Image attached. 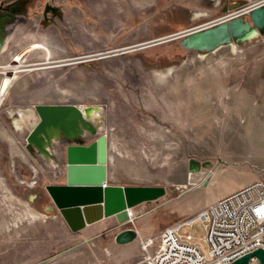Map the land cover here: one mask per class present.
<instances>
[{"label":"rangeland","instance_id":"1","mask_svg":"<svg viewBox=\"0 0 264 264\" xmlns=\"http://www.w3.org/2000/svg\"><path fill=\"white\" fill-rule=\"evenodd\" d=\"M239 1L262 0H0V17L16 8L10 20L0 19L3 30L12 32L5 50L0 48V264H149L145 258L156 254L164 227L195 215L214 193L252 178L247 171L258 152L240 145L238 109L226 124L237 130L223 133L229 113L208 118L206 108L214 105L204 102L208 88L192 84L223 78L225 54L233 44L264 45V29L206 54L185 51L179 38L170 40L236 13L232 6ZM46 4L57 11L46 17ZM161 73L168 77L161 80ZM236 103L239 107V98L228 100ZM38 104L91 106L99 114L79 137L57 125L45 156L29 141L40 119ZM197 106L205 107L199 118L193 114ZM30 110L35 116L19 129L15 120ZM219 121L220 137L212 140ZM48 134L43 129L40 139ZM101 136L111 157L112 184L164 186L166 193L133 207L128 222L114 215L73 232L46 185L65 182L61 173L69 144H89ZM208 141L214 160L211 182L204 186L207 180L198 176L208 171L202 164L208 157L196 148ZM191 158L200 161L199 171L190 170ZM30 211L40 218L31 220ZM127 228L137 237L118 243L116 234ZM186 233L208 256L206 224H184L180 234ZM148 239H153L149 253L141 248Z\"/></svg>","mask_w":264,"mask_h":264},{"label":"water","instance_id":"2","mask_svg":"<svg viewBox=\"0 0 264 264\" xmlns=\"http://www.w3.org/2000/svg\"><path fill=\"white\" fill-rule=\"evenodd\" d=\"M244 6L249 9L241 11L240 8ZM232 9L239 11L200 27L181 31L173 35L170 40L179 38L178 45L185 51L206 54L224 45L246 41L252 38L255 32L264 29V0L250 5L239 1L232 6ZM245 13L249 15V19H246ZM41 107L42 105H36L35 109L39 111ZM66 113L63 112V114ZM39 126L40 124L32 130L31 134ZM208 163V161L202 162L204 166ZM189 165L190 170L194 172L199 169L200 161L191 158ZM61 174L65 178V183L47 184L46 190L54 206L60 211L73 232L114 215L119 222H128L130 218L127 208L156 200L166 193L164 186L108 184V155L105 136L87 145H68L66 165ZM54 206H49L48 209H53ZM136 237L137 231L132 228L122 230L115 236L118 243H127ZM250 257H257L264 264L263 249H257L231 264L247 263Z\"/></svg>","mask_w":264,"mask_h":264},{"label":"built area","instance_id":"3","mask_svg":"<svg viewBox=\"0 0 264 264\" xmlns=\"http://www.w3.org/2000/svg\"><path fill=\"white\" fill-rule=\"evenodd\" d=\"M106 183L104 184V186ZM132 208H127L130 220ZM206 224L208 256L193 243V235L180 234L184 224ZM151 264H231L257 250H264V178L252 182L200 209L185 221L162 229ZM153 239H148L150 247ZM262 264L257 257L247 263Z\"/></svg>","mask_w":264,"mask_h":264},{"label":"crops","instance_id":"4","mask_svg":"<svg viewBox=\"0 0 264 264\" xmlns=\"http://www.w3.org/2000/svg\"><path fill=\"white\" fill-rule=\"evenodd\" d=\"M218 49L216 51H218ZM230 50V52L225 54L229 55V58L224 59L226 70L223 78L204 79L200 80L199 84L192 85L208 88V100L204 102H212L214 104L206 108L205 115L208 114V118H221L219 117L220 111H225L226 114L229 113L228 116H224V127L222 126L223 119H221L223 133H225L224 131L226 130H237L235 126L232 127L226 124L228 120H232V113L234 110L238 109V116L241 123V127L238 130L240 134V145H243L246 150L258 152V161L254 166H250V169L247 171V173L252 175V178H248L249 180L247 182L239 183L237 186L230 189H222L218 193H214L211 195L209 203H205L202 208L252 182L264 178V45L240 47L235 51L230 48ZM232 55H238L239 57L233 58ZM231 98H235L236 100L237 98L240 99L239 107L237 103L232 104V106L228 104V100ZM210 99L212 101H209ZM222 99H224V106L220 104ZM197 102H200L199 95ZM204 108L205 107H203L202 110H204ZM202 110L201 107L197 106L195 110L193 109V114L196 112V117L199 118ZM218 123H220V121L214 124L215 133L211 135L212 140L213 138L216 140L220 137L221 128L218 127ZM211 144V141H208L207 144L203 142V146L196 148L202 153L201 155L208 157V159L204 160L209 162L207 165L209 168L208 171H200L201 173L199 172L200 174L198 176L200 181L204 179L207 180L204 186H207L209 182H211V178L208 177L211 170L209 165H211V161L214 160L213 152L210 151ZM110 162L111 159L109 155L108 164ZM111 179L112 177L108 165V184H112Z\"/></svg>","mask_w":264,"mask_h":264},{"label":"bare ground","instance_id":"5","mask_svg":"<svg viewBox=\"0 0 264 264\" xmlns=\"http://www.w3.org/2000/svg\"><path fill=\"white\" fill-rule=\"evenodd\" d=\"M257 3H259V2H257ZM248 9H249V7H246L241 11H247ZM3 22H5L4 19L0 20V31H1L0 48L2 50H5V48L8 45V41L12 36V32H7V31L3 30V28H2ZM16 24H19V22H17ZM10 31H12V30H10ZM257 33H258V31L255 32L253 37ZM235 49H237V48H236L235 44H233V50H235ZM201 55L203 56V54H201ZM166 76L167 75H164L163 73H161L160 79L164 80V78ZM17 83H19V81ZM38 105H42V107L39 109V111L36 110L40 119L37 122V124L29 132V141L33 144L36 143L39 146L41 152H43V154L45 156H48L50 154L49 153V145L52 143L53 137H56L58 135L57 131H56L57 125H59L58 127H60L61 130L64 131L67 135L78 134V137H79L81 134H83L82 132H83L84 128L89 129L90 126L92 125V123L89 122L91 120V118H95V116L97 114H99V109H97L95 107H89L88 108V107H80L77 105H70V104L65 105L63 107H56V106L44 105V104H38ZM85 108H88V109L86 110ZM64 111L67 113L63 114ZM32 116H35V112L32 110H30L28 113H22L21 119L19 117V119L15 120V123H14V124H16L15 126H17L19 129H24V127L27 126L28 121L31 120ZM32 121H34V120H32ZM38 124H40L38 129H36V131L33 134H31L32 130ZM45 128L48 130V133H49L47 135L48 137H44V138L40 139L41 135H39V133H40V131H42ZM86 129L84 130V132L86 131ZM89 131L91 133H93L91 130H89ZM30 212L31 213H29V214L31 215V220H33L35 217L38 216V214H37L38 211H37V213L35 211L34 212L30 211ZM132 213L134 216V211H132ZM38 218H40V217L38 216ZM147 242H148V240L143 242L141 244V248L144 252L149 253V249H148L149 247L147 246ZM153 258H154V256L149 255L147 258H145V261H147L149 264H151L153 261Z\"/></svg>","mask_w":264,"mask_h":264},{"label":"flooded vegetation","instance_id":"6","mask_svg":"<svg viewBox=\"0 0 264 264\" xmlns=\"http://www.w3.org/2000/svg\"><path fill=\"white\" fill-rule=\"evenodd\" d=\"M15 9L16 8L14 6H11L10 8H7V10H8L6 12L7 14H4L2 16H6L7 17V20H10L11 17H12V14L14 12H16ZM56 11H57V7H55V6L51 5V4H46L44 14L47 17V15H48L49 12L55 13ZM2 16L0 17V19L2 18ZM245 17H246V19H249V15H245Z\"/></svg>","mask_w":264,"mask_h":264}]
</instances>
